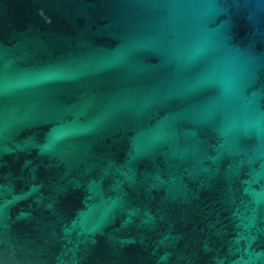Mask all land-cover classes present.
<instances>
[{
    "label": "water",
    "instance_id": "95a60500",
    "mask_svg": "<svg viewBox=\"0 0 264 264\" xmlns=\"http://www.w3.org/2000/svg\"><path fill=\"white\" fill-rule=\"evenodd\" d=\"M0 264H264V0H0Z\"/></svg>",
    "mask_w": 264,
    "mask_h": 264
}]
</instances>
